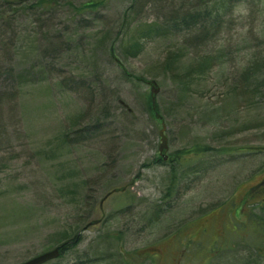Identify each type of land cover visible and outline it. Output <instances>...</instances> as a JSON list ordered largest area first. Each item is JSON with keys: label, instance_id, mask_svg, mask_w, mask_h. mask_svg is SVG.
Instances as JSON below:
<instances>
[{"label": "rangeland", "instance_id": "obj_1", "mask_svg": "<svg viewBox=\"0 0 264 264\" xmlns=\"http://www.w3.org/2000/svg\"><path fill=\"white\" fill-rule=\"evenodd\" d=\"M261 179L264 0H0V264H264Z\"/></svg>", "mask_w": 264, "mask_h": 264}, {"label": "flooded vegetation", "instance_id": "obj_2", "mask_svg": "<svg viewBox=\"0 0 264 264\" xmlns=\"http://www.w3.org/2000/svg\"><path fill=\"white\" fill-rule=\"evenodd\" d=\"M256 198L258 199V201L252 203L251 206H258L264 204V180L262 179L256 184H254L252 187L244 191L242 198L239 201V204L241 206H249L247 203L251 202L253 199ZM207 223H209V221L207 220H204L203 222L199 223L197 227L192 230L190 234H188V238H190V240L193 242H198L201 238L207 237ZM215 233V235H217L218 233L220 238H222V232L218 228L217 230H215Z\"/></svg>", "mask_w": 264, "mask_h": 264}, {"label": "water", "instance_id": "obj_3", "mask_svg": "<svg viewBox=\"0 0 264 264\" xmlns=\"http://www.w3.org/2000/svg\"><path fill=\"white\" fill-rule=\"evenodd\" d=\"M19 1L20 2H26V1H29V0H19ZM151 84H152L151 94L152 95H156L157 92H158L156 84H155V82H151ZM151 102H152V108L154 109L155 108V98L154 97H152ZM163 148H165V139L163 137H161L160 152H161L162 155H163V153H162ZM164 159H165V157H164ZM114 191H118V190H114ZM106 197L107 196H105V198ZM103 200H101V202H100V209H101ZM98 222L99 221H92V222L88 223L85 227L96 225ZM59 254H60L59 248L57 247V248H54V249H52L50 251H47V252L42 253L40 255H37V256H35V257H33V258H31V259H29V260H27V261H25V262H23L21 264H45V263H47L49 261L56 260L59 257Z\"/></svg>", "mask_w": 264, "mask_h": 264}, {"label": "trees", "instance_id": "obj_4", "mask_svg": "<svg viewBox=\"0 0 264 264\" xmlns=\"http://www.w3.org/2000/svg\"><path fill=\"white\" fill-rule=\"evenodd\" d=\"M95 4L92 2L86 3L82 6L83 9H90L92 7H94ZM194 18V16H184L183 18L180 19V24H183L184 26H188V22L191 21ZM174 23V22H173ZM175 25V24H173ZM174 28H177L176 26H172ZM151 94L150 96L147 98V102H148V106L150 108V110L152 111V113L156 114V110H152L151 107ZM76 243H78V238L76 236H74L70 242L64 243L62 245H59V250H60V255L59 257H61L63 255L64 252H66V250L72 248V246L76 245Z\"/></svg>", "mask_w": 264, "mask_h": 264}]
</instances>
